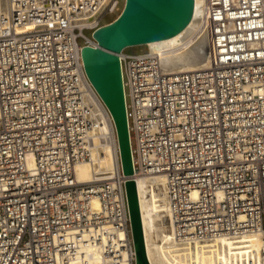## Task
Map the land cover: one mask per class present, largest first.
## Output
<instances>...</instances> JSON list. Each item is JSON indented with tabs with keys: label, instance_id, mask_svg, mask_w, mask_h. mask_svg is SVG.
Returning a JSON list of instances; mask_svg holds the SVG:
<instances>
[{
	"label": "built area",
	"instance_id": "2783aa9c",
	"mask_svg": "<svg viewBox=\"0 0 264 264\" xmlns=\"http://www.w3.org/2000/svg\"><path fill=\"white\" fill-rule=\"evenodd\" d=\"M7 2L0 14V264H137L126 180L146 174L166 178L179 243L259 242L264 264V0H202L208 62L196 69H172L160 51L123 50L132 175L81 54L124 2ZM99 105L115 153L109 168L81 181L80 162L107 156L93 134Z\"/></svg>",
	"mask_w": 264,
	"mask_h": 264
},
{
	"label": "bare ground",
	"instance_id": "6f19581e",
	"mask_svg": "<svg viewBox=\"0 0 264 264\" xmlns=\"http://www.w3.org/2000/svg\"><path fill=\"white\" fill-rule=\"evenodd\" d=\"M7 9V0H0V14H5ZM86 36L93 41L90 35L86 34ZM96 43L94 41L93 44ZM208 44L209 38L202 25V0H195L194 15L187 26L172 36L152 40L145 45L148 49L164 54L172 69L189 70L208 62ZM98 113L100 124L93 134L96 135L97 141L100 142L107 156L102 157L94 153L93 161L80 162L75 171L81 181L91 180L96 170L109 168L112 160L108 154L111 153L113 156L115 153L111 125L101 105H99ZM116 137L118 142V135ZM134 180L147 256L151 264H260L257 254L261 250L259 242H250L247 245L243 242L235 245L222 241L217 246L197 245L194 248H188L179 243L170 224L165 176L162 174L138 175L134 177ZM94 204L98 206L97 199L94 200ZM244 240L248 238L242 239Z\"/></svg>",
	"mask_w": 264,
	"mask_h": 264
},
{
	"label": "water",
	"instance_id": "95a60500",
	"mask_svg": "<svg viewBox=\"0 0 264 264\" xmlns=\"http://www.w3.org/2000/svg\"><path fill=\"white\" fill-rule=\"evenodd\" d=\"M195 0H124L122 11L93 31L96 44H84L81 54L86 72L110 109L118 135L124 173L134 171L132 140L120 53L127 47L172 36L191 21ZM137 264H151L134 178L126 180Z\"/></svg>",
	"mask_w": 264,
	"mask_h": 264
},
{
	"label": "rangeland",
	"instance_id": "374dc122",
	"mask_svg": "<svg viewBox=\"0 0 264 264\" xmlns=\"http://www.w3.org/2000/svg\"><path fill=\"white\" fill-rule=\"evenodd\" d=\"M124 0H122L121 6L123 5ZM118 15V13H114V14H110L108 15L105 20L110 21L113 20L116 16ZM90 34V31L88 32ZM80 42L84 43V39H80ZM126 50L128 52H144L146 50H148V47L145 44L142 45H135V46H130L127 47Z\"/></svg>",
	"mask_w": 264,
	"mask_h": 264
}]
</instances>
